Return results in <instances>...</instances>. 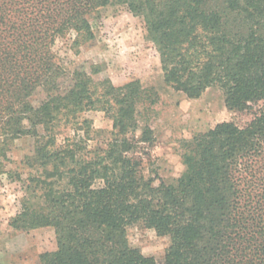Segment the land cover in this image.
<instances>
[{"label": "trees", "instance_id": "16d2710c", "mask_svg": "<svg viewBox=\"0 0 264 264\" xmlns=\"http://www.w3.org/2000/svg\"><path fill=\"white\" fill-rule=\"evenodd\" d=\"M109 6L142 20L165 84L194 99L217 87L249 117L193 136L172 183L155 185L137 156L155 141L138 120L151 90L94 78L96 65L69 72L53 49L69 34L75 51L92 41ZM90 111L112 123L92 148L103 131ZM24 135L32 150L9 170ZM1 174L21 184L11 228L54 230L37 264H264V0H0ZM136 224L168 237L161 262L130 243Z\"/></svg>", "mask_w": 264, "mask_h": 264}, {"label": "rangeland", "instance_id": "374dc122", "mask_svg": "<svg viewBox=\"0 0 264 264\" xmlns=\"http://www.w3.org/2000/svg\"><path fill=\"white\" fill-rule=\"evenodd\" d=\"M95 38L75 51L71 44L73 34L58 38L53 46L60 62L71 72L75 68L90 71L98 67L97 79L109 78L115 85L139 79L151 90L155 101L139 107V124L148 123L153 129V145L141 144L137 156L142 159L145 176L172 183L183 171L181 155L193 136L212 129L217 123L235 121L243 124L249 117L229 110L217 87H210L199 98H188L184 93L165 84L158 54L145 39L143 22L120 6L100 10L92 21ZM41 95L33 97L37 103ZM93 128L103 132L94 134L89 147L103 145L109 137L111 120L102 111L85 114ZM34 140L29 135L14 139L5 162L9 170L17 169L21 159L32 150ZM21 184L7 174L0 175V264H37L38 255L54 251V230L42 227L28 232L17 231L9 225L10 219L20 211ZM130 243L143 254L161 262L169 244L168 237L158 236L153 229L136 224L128 229Z\"/></svg>", "mask_w": 264, "mask_h": 264}]
</instances>
